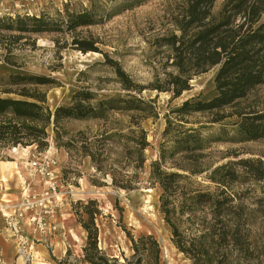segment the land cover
I'll return each mask as SVG.
<instances>
[{"label": "trees", "instance_id": "1", "mask_svg": "<svg viewBox=\"0 0 264 264\" xmlns=\"http://www.w3.org/2000/svg\"><path fill=\"white\" fill-rule=\"evenodd\" d=\"M149 1L89 0L88 7L75 10L64 4L53 14H0V61L14 69L0 76V152L30 145L42 150L50 128L57 148L88 158L94 170L91 184L157 188L170 241L192 264H264L263 155L218 164L207 160L212 143L264 139V102L242 105L264 83V0H223L218 7L217 0H164L144 36L151 77L142 82L99 47L107 45L102 38L83 28ZM41 38L49 40L58 61L51 70L61 66L62 50L72 48L100 53L103 60L94 64L109 69L113 78L102 74L89 83L80 71L77 80L87 83L51 109L41 87L56 85L55 78L23 70L34 63L37 50L46 48L38 44ZM212 68L213 95L192 96L170 107L149 159L143 122L157 119L159 112L155 97L142 92L169 93L171 101ZM108 81L119 94L100 95L109 89ZM198 113L208 120L193 119ZM231 117L236 120L224 122ZM68 122L92 125L69 127ZM71 212L85 232L81 252L73 255L67 248L63 257L52 258L53 264H162L160 242L150 232H127L131 252L122 261L107 255L99 247L97 200H76Z\"/></svg>", "mask_w": 264, "mask_h": 264}, {"label": "rangeland", "instance_id": "2", "mask_svg": "<svg viewBox=\"0 0 264 264\" xmlns=\"http://www.w3.org/2000/svg\"><path fill=\"white\" fill-rule=\"evenodd\" d=\"M222 1L217 0L215 3L216 7ZM162 2L164 0L149 1L133 10L114 16L102 25L85 27L83 28V32L85 33L88 30L102 38L107 45H99V47L108 51L111 57L118 58L123 68L131 76L139 81L146 82L150 79L151 72L146 63L147 48L144 36L148 32L151 22L155 20V15L161 14ZM64 4L68 5L71 9L77 10L81 7H88L89 0H0V14L25 12L38 14L42 11L53 14L57 9L62 10ZM156 26L160 25L157 24ZM38 44L46 48L37 50L31 58L34 63L27 64L23 70L28 73L50 75L55 78L57 81L56 85L41 87V89H45L46 91V102L51 109L58 104L67 103L71 93L79 85L86 84L87 82L96 83V78L102 74L108 78H113V74L109 69L94 64L103 60L100 53L86 52V54L72 48L62 50L61 66L55 70H51L50 66H56L58 62L54 59L53 53L50 50L51 43L48 39L41 38L38 40ZM13 71L12 67L0 61V76ZM80 71H84V76L89 78L87 82L77 80V75ZM214 73L215 68H212L196 76L191 81V89L184 91L179 97L171 101L169 100V93L157 92L155 90H144L142 92L145 98L155 97V105L159 112L157 119L147 118L143 122L144 127L148 130V140L151 143V147L146 151L149 159L156 152L158 142L161 139V132L165 126L164 114L170 107L179 105L189 97L198 95L201 99H207L212 96L214 93ZM105 84L109 89L100 91V95H116L120 93L114 89V82L108 81ZM248 102L254 104H262L260 102H264V83L257 86L250 96L242 102V105ZM193 119L200 121L208 120L205 115L200 113L195 114ZM235 120L236 117H231L226 118L224 122L232 123ZM68 123L69 127L92 125L91 122ZM48 132L49 144L42 150H38L35 145H30L26 147H13L0 152V155L3 156L0 159L2 162L0 163V177L3 180H7V178L11 180L9 184L11 186L8 187L10 191L15 192L18 189L17 181L14 177L11 179V175L16 174L17 177L18 170H20V174L24 177L27 173L25 170L27 160L32 158L33 155L42 154L50 150L56 156L60 180L65 187L67 186L72 189L73 194L71 197L74 201L71 204L76 200H86L88 198L97 200L102 212L97 218L99 247L107 255L118 257L119 261H122L123 257L128 256L131 252L127 232L134 235L140 232H150L160 242L162 264H192L170 241V230L164 223L158 209L159 190L157 188L142 187L137 190H121L110 186L91 184L88 178L92 176L94 170L89 160L84 161L83 158L80 160L73 154L69 156L63 148H57L50 128ZM207 153H209L207 160L216 164L228 159H238L241 157L263 155L264 158V139L240 143L215 142L211 144ZM233 153L237 156H234ZM227 154L230 155L225 156ZM71 204L70 207L66 206L60 211L64 213L70 208L71 212ZM65 216L68 218L69 215L66 214ZM71 217L72 221L65 232V250L70 248L73 255H78L81 252L85 232L75 222L72 212ZM56 223L58 224V221ZM60 230L58 228L56 232ZM54 234L49 237H53ZM35 237H38V235H35ZM49 237L46 238L49 239ZM48 239L46 243L34 240L29 255L24 254L23 251H18V264H53L54 251L58 252L59 246L62 248V245L59 241L60 238H57L55 249H53ZM64 253L61 257L64 256ZM0 264H2L1 260Z\"/></svg>", "mask_w": 264, "mask_h": 264}, {"label": "built area", "instance_id": "3", "mask_svg": "<svg viewBox=\"0 0 264 264\" xmlns=\"http://www.w3.org/2000/svg\"><path fill=\"white\" fill-rule=\"evenodd\" d=\"M26 172L28 178L21 179L16 195L0 182V217L15 240L17 252L29 255L34 240L42 241L56 232L54 215L70 207L74 199L72 189L58 176L54 152L33 155L26 162Z\"/></svg>", "mask_w": 264, "mask_h": 264}, {"label": "crops", "instance_id": "4", "mask_svg": "<svg viewBox=\"0 0 264 264\" xmlns=\"http://www.w3.org/2000/svg\"><path fill=\"white\" fill-rule=\"evenodd\" d=\"M5 1H9V0H5ZM83 160L86 161V160H88V158H83ZM0 163H2V162L0 161ZM0 166H1V164H0ZM13 177L15 178V180L17 181V184H18V189L15 192H12L8 189V187L11 186V185H9L11 182V180L9 178H7V180H3L0 177V182L2 181L5 188L11 192L10 194L16 195L19 192L21 179L22 178H28V176L26 173V175L24 177H22V175L20 174V170H18L17 177H16V174H12L11 179H13ZM66 214L69 215L68 218H66V216H65ZM55 215H56L55 220L58 221L57 227L61 230L56 232L53 237H49V239L43 238L42 241H44L46 243V240L48 239L49 242L52 244L53 249H55L56 239L60 238L59 241H60V244L62 245V248H61V246H59L58 252L54 251L55 257L60 258L62 256V254L65 252V248H66L65 247V240H64L65 239V232H66V228H68L69 223L72 221V217H71L70 208H68L67 212L63 213V212L59 211ZM53 249H52V251H53ZM45 250L47 251V249H45ZM0 260L3 264H18V252H17L15 240L10 235L8 230H6L4 228V223H3V220L1 217H0Z\"/></svg>", "mask_w": 264, "mask_h": 264}, {"label": "bare ground", "instance_id": "5", "mask_svg": "<svg viewBox=\"0 0 264 264\" xmlns=\"http://www.w3.org/2000/svg\"><path fill=\"white\" fill-rule=\"evenodd\" d=\"M148 190H150V189H148ZM58 229V227L56 228V230Z\"/></svg>", "mask_w": 264, "mask_h": 264}]
</instances>
